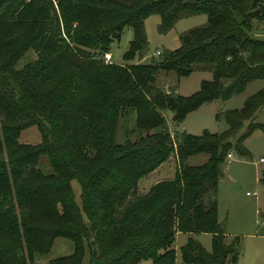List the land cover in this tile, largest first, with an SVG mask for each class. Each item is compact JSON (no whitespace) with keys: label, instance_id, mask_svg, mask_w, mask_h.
<instances>
[{"label":"trees","instance_id":"obj_1","mask_svg":"<svg viewBox=\"0 0 264 264\" xmlns=\"http://www.w3.org/2000/svg\"><path fill=\"white\" fill-rule=\"evenodd\" d=\"M195 13L205 23L182 33L176 48L127 65L103 62L122 28L132 30L128 61L141 55L146 16L158 15L165 31ZM254 21H264V0H0V264H33L56 237L72 251L46 264H82L84 244L88 264H174L179 232L210 234L208 251L186 238L183 264L236 262L237 241L224 243L217 220V182L227 152L246 155L243 139L264 130L253 120L264 84L224 113L220 133L171 130L164 112L177 125L200 104L264 80V34ZM28 50L35 58L16 67ZM158 70L211 78L183 96L154 85ZM120 118L131 121L132 139L116 140ZM30 126L34 144L19 140ZM199 153L203 163L186 162ZM171 155L173 176L136 193L138 179ZM41 156L48 173L37 166ZM260 220L264 236V213Z\"/></svg>","mask_w":264,"mask_h":264},{"label":"rangeland","instance_id":"obj_2","mask_svg":"<svg viewBox=\"0 0 264 264\" xmlns=\"http://www.w3.org/2000/svg\"><path fill=\"white\" fill-rule=\"evenodd\" d=\"M204 13H195L180 16L165 31H158L159 17L150 14L143 19V31L145 44L141 55L138 53L128 61L123 60L122 55L127 50L129 41L132 39L130 27H124L117 39L109 44L108 51L111 54L110 61L114 63L131 64L144 61L145 58L154 56L157 52L172 50L179 45V36L185 31L202 26L205 23ZM254 32L258 35L264 34V21L253 23ZM35 53L28 50L18 60L16 67L32 61ZM211 73L205 70L191 71L187 76L177 77L171 71L158 70L154 74V85L164 91L173 89L176 93L186 96L198 89L201 80H209ZM264 84V80H253L248 82L244 89L227 99H217L204 102L196 108L188 111L182 122L172 124L169 114L164 112L168 127L174 131H184L193 135H200L203 131L209 133H220L224 131L227 124L224 113L241 107L245 97L255 92ZM217 115V117H216ZM254 122L264 124V105L260 106L253 114ZM247 121L242 122L239 134L244 132ZM131 121L120 118L116 130V140L123 138L132 139L128 133ZM34 126L20 131L19 140L27 143H37L39 135ZM242 147L246 155L241 156L230 150L231 156L220 165L221 175L217 182V220L224 233V243L237 241V260L231 264H264V236L260 235V213H264V185L259 182L260 172L264 168V130L260 127L252 130L242 141ZM227 152V153H228ZM207 158L204 153L187 157L189 165H198ZM262 158V161L259 159ZM227 160V161H226ZM47 159L41 156L37 166L43 173H48L50 167ZM176 162L175 156L171 155L157 172L148 173L140 177L136 183V193H145L156 181L165 180L173 176ZM72 187L77 195V186L72 181ZM199 242L206 251L210 249V234L208 233H182L179 232L172 243L175 250L174 264H183L180 260L179 246L187 237ZM72 251V243L69 239L54 238L50 249L44 254L35 255L33 264H46L48 260L60 256H66ZM88 249L84 244L82 264H88ZM138 264H149L148 260L140 261Z\"/></svg>","mask_w":264,"mask_h":264},{"label":"built area","instance_id":"obj_3","mask_svg":"<svg viewBox=\"0 0 264 264\" xmlns=\"http://www.w3.org/2000/svg\"><path fill=\"white\" fill-rule=\"evenodd\" d=\"M110 58H111V55H110V52H105V53H103V55H102V60H103V62L104 63H110ZM230 152H228L227 154H226V158H227V160L230 158ZM226 160V161H227ZM263 159L262 158H260L259 159V161H262Z\"/></svg>","mask_w":264,"mask_h":264},{"label":"crops","instance_id":"obj_4","mask_svg":"<svg viewBox=\"0 0 264 264\" xmlns=\"http://www.w3.org/2000/svg\"><path fill=\"white\" fill-rule=\"evenodd\" d=\"M110 55H111V54H110ZM230 156H231V155H230ZM164 162H165V161H164ZM164 162H163V163H164ZM163 163H161L158 167H156V168H155L154 170H152L151 172H155V171L157 172V170L163 165ZM151 172H150V173H151ZM169 178H170V177H169ZM169 178H168V179H169ZM156 182H157V181H156ZM216 195H217V194H216ZM216 201H217V198H216ZM177 234H178V233H176V235H177Z\"/></svg>","mask_w":264,"mask_h":264}]
</instances>
